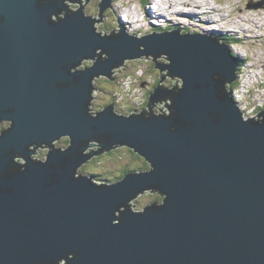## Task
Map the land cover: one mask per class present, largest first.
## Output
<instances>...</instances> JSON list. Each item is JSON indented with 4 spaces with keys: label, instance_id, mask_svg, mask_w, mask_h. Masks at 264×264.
Instances as JSON below:
<instances>
[{
    "label": "water",
    "instance_id": "obj_1",
    "mask_svg": "<svg viewBox=\"0 0 264 264\" xmlns=\"http://www.w3.org/2000/svg\"><path fill=\"white\" fill-rule=\"evenodd\" d=\"M90 1L74 3L80 14L60 11L49 22L63 0H0V124L9 123L0 133V264H52L69 252L77 256L67 264H264V109L254 116L258 124L241 122L225 97L233 93L237 59L216 37H181L179 29L140 40L123 31L100 38L92 20L104 22L112 7L100 0L93 17L84 12ZM141 44L168 53L170 75L185 80L180 91L166 80L162 88L161 66L152 62L159 80L146 108L177 89L176 119L116 117L114 103L91 118L90 79L143 54ZM97 47L109 53L107 61L69 74ZM93 128L104 148L82 156L80 142ZM64 134L70 137L34 147L26 160L28 144ZM71 143L68 152H55ZM120 147L149 168L107 187L73 178L76 168L87 176L82 166ZM146 193L163 199L131 213V202Z\"/></svg>",
    "mask_w": 264,
    "mask_h": 264
},
{
    "label": "clouds",
    "instance_id": "obj_2",
    "mask_svg": "<svg viewBox=\"0 0 264 264\" xmlns=\"http://www.w3.org/2000/svg\"><path fill=\"white\" fill-rule=\"evenodd\" d=\"M49 0H38V4H47ZM53 3L57 2V0H52ZM77 0H63V7H61L58 11L50 15V20L55 21L56 20V14L60 11L65 12H72L75 14H80L75 7H73V4L76 3ZM80 3H83V0H79ZM104 2V0H103ZM262 0H253V3H261ZM108 4L112 7L113 11L115 12L116 16L120 19V24L117 25L115 23V20L112 21L113 27L109 30L102 31L98 27V24L101 23L99 18H97L95 21H93L91 27L93 30V33L98 35L100 38H113L118 37L121 32L123 31L124 35H126L129 38H133L136 40H140L146 37H149V33L153 32V25H157V21L154 17L156 16H167L169 19H175V17L172 15L173 13L177 11H199L201 13H208V17L210 19L216 20L218 24L224 23L223 21H220L219 13H212V8H224L225 5H220L216 3V0H149V3L147 5V9L149 14H146L145 6L140 4L138 0H108ZM199 6V7H197ZM254 19L264 18V12H260L259 14L253 13L249 14ZM161 29L167 27L166 23H160L157 25ZM173 30V29H170ZM170 30H164V31H170ZM178 33L181 37L185 36L183 34V31L175 32ZM165 34L163 32L156 33L155 35H161ZM201 34V33H200ZM258 35L261 36L262 41H264V28H262L258 33ZM235 47V46H233ZM138 50L140 53H143L141 55H138L136 57H124L122 58V61L111 67L109 70V74L100 73L97 75H94L90 81V100L86 106L87 114L95 119L98 117L99 114L102 112H97L94 109V105L97 103V97L102 96L103 93L99 91L96 87H94V84L96 81L103 80L106 77H111L116 79L117 84L120 86L119 90L114 93L116 97V104H133L136 106H142L146 102V97L144 95V88L148 87V84L143 85V88L139 85V82L137 81V86L135 88L132 87L133 83V76L135 77H144L145 71L148 67L152 64L153 61L156 62V66L160 65L161 67H157L161 70L160 72V78H161V87L163 88V82L165 80H170L173 77H175L179 81V91L184 88L185 86V80L179 76V75H170V65L172 63L168 53L161 52L159 55H155L151 52H147L145 49V46L143 44L138 46ZM109 59V53L107 51H104L103 49L97 47L94 50V55L92 57H83L80 59L78 63L73 64L71 67L68 68L69 74H75L78 72H83L88 69H92L97 62H105ZM163 61V62H161ZM240 64V63H239ZM238 64V71L239 66ZM83 68V71H80L79 69ZM73 69H77L75 72H73ZM238 76V73H237ZM163 78V79H162ZM149 80V83H151V77H147ZM157 83V80H156ZM261 83L264 84V77H262ZM232 90L231 88H229ZM236 89V88H235ZM234 90V89H233ZM232 90V92H233ZM177 89L169 90V92L172 93V95H167L163 97L162 99L157 100L156 102H151L146 109L143 111H135L129 112V113H123L120 111H115L112 113L116 117L128 119L131 117H141L143 114V118L145 120L155 117V118H172L176 119L174 115V94L179 92ZM239 90L236 92H233L231 96H225L227 97L228 101L233 105L235 110L239 113V117L241 122H252L253 124L256 123V118L252 116L247 108V106H242L237 101L241 99V97L237 94ZM247 91V90H246ZM261 91H264V88L261 89ZM224 97V98H225ZM223 98V99H224ZM255 98V97H254ZM167 105V106H165ZM259 106L264 107V101L260 103ZM132 107V106H131ZM263 110V109H262ZM12 121V120H9ZM13 127V126H12ZM170 131H175V128H171ZM62 137H70L69 134L61 135L58 138H54L51 140V142H40V143H31L27 145V152L29 153L28 158H25V155L23 157L28 161H32V158L35 156V153L33 152V148L38 145H53L55 144L60 138ZM104 137L99 136L95 132V128H93V136L91 139L82 140L80 142V148H81V155L86 156L84 154L88 152L96 153L100 148H104ZM72 143L70 146H67L66 148H61L59 151H55L57 153L63 154L69 151L71 148ZM13 151V150H10ZM37 151L39 149L37 148ZM20 153V152H16ZM16 153L12 155V165L13 167L15 165V157ZM49 160V157L47 158L46 162L40 163V164H47ZM51 167H54V164L51 165ZM2 175V174H0ZM81 177L89 178L90 183L92 185H95L97 187L100 186L98 183L101 178L95 177L92 178L91 176H80L78 175L77 168L75 169L73 173L74 179H79ZM105 187L111 186L107 183L104 185ZM147 189V188H145ZM132 197V196H131ZM131 197L129 199H131ZM128 199V200H129ZM126 200L124 203H127ZM163 205V204H162ZM160 205V206H162ZM159 206V207H160ZM117 208V206H116ZM116 208L113 211V215L115 216ZM146 209H131L129 210L133 214H143ZM122 219V218H121ZM120 223V221H117L116 219L112 221L113 225H116ZM77 256L76 252H69L66 257H61L58 260H55L52 262V264H67V261H70L74 259ZM32 264H41L40 261L34 260L32 261Z\"/></svg>",
    "mask_w": 264,
    "mask_h": 264
},
{
    "label": "rangeland",
    "instance_id": "obj_3",
    "mask_svg": "<svg viewBox=\"0 0 264 264\" xmlns=\"http://www.w3.org/2000/svg\"><path fill=\"white\" fill-rule=\"evenodd\" d=\"M86 1V0H84ZM100 0H91L88 4L84 7V12L86 15H91L93 17H97L99 13L98 5ZM226 0H216L217 4L225 5L226 7L222 8L226 10V15L223 19L224 21L227 20L228 22L232 20V23L229 22V26H224L223 24L218 25H212L214 28H218L220 30V33H217V30L212 32H203L201 29H199L197 26L198 23L192 24V20H186L183 14L185 11H179L181 12V15H176V12L172 15L175 17V19H172V21L167 17H161L159 16L154 17L157 21V25L160 23H166L167 27L161 29L157 25H153V31L157 32H164V30L169 29H179L182 30L184 33H201L202 35H213L214 32L217 34L213 35L218 40H220L223 43L227 44V47L229 49V52L231 55L235 58L239 59V62L242 64L240 67L238 73V76L236 78L235 82H238V87L230 85L229 87L233 90V92L238 91V95L241 97L240 103L242 106H247L250 114L254 116L256 113H259L264 107L259 106L262 101H264V91H261L262 88H264V84L261 85L262 77H264V41H262V38L257 33L264 28V18H259L262 20L261 24L259 19H254L251 16H249V13H256L259 14L260 12H264V10H255V9H261L264 8V0H262L261 3H253V0H228L229 4H225ZM138 2L145 6L146 14H149L147 5L144 4V0H138ZM226 2V3H228ZM251 5V7L249 6ZM73 7H75L77 10L79 8L78 4H73ZM220 9V8H219ZM193 13H197V11H193ZM199 13V12H198ZM242 13L245 19H250L249 21L252 22V24H256L254 28H251V25L248 24L249 21L242 20ZM224 16V15H223ZM99 17V16H98ZM97 17V18H98ZM206 17L204 16L202 19V22L206 24ZM100 18V17H99ZM252 18V19H251ZM159 19H165V20H159ZM219 19H221V16H219ZM115 20V23L119 25L120 19L118 16H116L113 9H109L104 14V22L101 24H98V27L102 31L109 30L113 27L112 21ZM183 22V23H182ZM182 23V24H180ZM228 24V23H227ZM211 26V25H209ZM197 27V28H196ZM248 28L246 35H241V28ZM167 28V29H166ZM210 28V27H209ZM242 28V29H243ZM230 29V33L228 30ZM226 30V31H224ZM229 35L230 37H222V34ZM235 35V36H233ZM242 37V43L246 44H238L237 40H234L233 38L236 37ZM252 42H249L253 40ZM235 46V47H233ZM242 55V56H241ZM242 57L243 60L240 59ZM163 62V61H161ZM263 68V69H262ZM83 69V68H80ZM258 72V73H257ZM159 71H156L153 67V63L150 65V67L147 68L145 71L144 77H139L138 79L133 80L132 87L135 88L137 86V81L139 82V85L143 88V85L148 84L147 88H144V95L146 97V101L149 100L150 93L154 90V87L156 85V80L158 79ZM151 77V83H149V80L147 77ZM116 81V80H115ZM109 81L106 79L103 80H97L94 86L101 88H107L110 91L113 92V88L118 91L119 85L117 82L115 84H109ZM158 83V82H157ZM165 86H173V85H179V81L175 79L173 80H166V83H164ZM171 84V85H170ZM236 88V89H235ZM247 90V91H246ZM115 91V92H116ZM103 95L97 97V103L94 105V109L96 111H102L108 104L113 103L115 99L112 98L107 99L104 96V92L102 91ZM255 97V98H254ZM239 103V101H237ZM239 103V104H240ZM116 111H120L123 113H129L131 111V105L130 104H117V108H115ZM9 123H3L0 124V133L2 130L6 129L8 127ZM112 154L110 155H101V158L99 161L95 162V159H91L88 163H86L84 166H82L79 171L80 173L91 176L93 178L99 177L101 180L98 181L100 184H111L113 182H116L115 180H118L123 175V172L126 170H137L140 171V167L143 165V163H147L143 158L138 156L136 153L131 151L130 149L126 147H120L115 149ZM148 165V164H147ZM161 199H163L159 194L157 193H146L135 199L134 205L136 210L143 209L145 206L154 204L156 202L161 203ZM161 200V201H160ZM132 202V203H133Z\"/></svg>",
    "mask_w": 264,
    "mask_h": 264
},
{
    "label": "bare ground",
    "instance_id": "obj_4",
    "mask_svg": "<svg viewBox=\"0 0 264 264\" xmlns=\"http://www.w3.org/2000/svg\"><path fill=\"white\" fill-rule=\"evenodd\" d=\"M226 2H228V0H226L225 1V4H229V5H232L231 3H226ZM197 7H199V6H197ZM255 10H264V8H261V9H255ZM199 11H197V13H193V11H185V13L183 12V14L182 15H184V17H185V21L186 20H192V24H194V23H198V25H194V26H197L199 29H201L203 32H212V31H216L217 30V33H220V30L218 29V28H214L212 25H215V24H217L218 22L216 21V20H213V19H210V18H207L208 17V13H201V12H199ZM211 12L212 13H219L220 14V16H221V19H220V21H223L224 23H222L224 26H229L230 24H229V22H231L232 23V20L231 21H227V20H225L224 21V17L225 16H227L226 15V10L225 9H222V8H220V9H218V8H212L211 9ZM249 14H253V13H249ZM176 15H178V16H180L181 15V12H179V11H177L176 12ZM224 15V16H223ZM204 16H207L206 17V24L204 23V22H202V19H200V18H203ZM250 16V15H249ZM167 18V16H159L158 18ZM228 17V16H227ZM252 19V18H251ZM159 20H165V19H159ZM171 21H172V19H170ZM242 20H247V21H249L250 19H245L244 18V16H243V13H242ZM260 20V23L259 24H261V22H262V20L261 19H259ZM165 21H169V20H165ZM170 22V21H169ZM183 23V22H182ZM182 23H180V24H182ZM228 23V24H227ZM248 24H250L251 25V28H254V26L256 25V24H252V22H248ZM209 25H211V26H209ZM218 25H220V24H218ZM196 27V28H197ZM210 27V28H209ZM243 28V27H242ZM241 28V35L242 36H244V35H246V37H247V34H245L246 33V31H247V29L248 28H243L242 29ZM224 31H226V30H224ZM228 32L230 33V29L228 30ZM216 32H214L213 33V35H215V34H217ZM213 35H210L209 34V36H213ZM233 36H235V35H233ZM213 37H215V36H213ZM222 37L223 38H225V37H230L229 35H226V34H222ZM234 40H237V43L238 44H241V45H243V44H246V43H248V42H246V43H242L241 41H242V37H238L237 35H236V37L235 38H233ZM252 41H254V39L253 40H251V41H249V42H252ZM242 56V55H241ZM240 57V56H239ZM237 59V62H238V64L240 63L239 62V59L238 58H236ZM240 59L241 60H243L242 59V57H240ZM263 69V68H262ZM258 73V72H257ZM261 82V81H260ZM171 85V84H170ZM261 85H262V83H261ZM239 86V85H238ZM237 86V87H238ZM97 89H99V90H101V92L103 91L102 89H100V88H98L97 87ZM104 92V91H103ZM109 94V93H108ZM111 95V94H110ZM112 96H113V99H115L116 97H115V95L114 94H112ZM113 103H114V105H115V108H117V104H116V102H115V100L113 101ZM147 103H148V101H146L142 106H136V105H133V104H130L132 107H131V110L133 111V112H135V111H142L144 108H146V106H147ZM239 103H240V100H239ZM240 105H241V103H240ZM255 116V115H254ZM97 158V157H96ZM118 180H120V179H118ZM118 180H116V181H118ZM114 183V182H113ZM113 183H111V184H113ZM140 197V196H139ZM131 204H132V202H131ZM133 207L135 208V205H134V202H133Z\"/></svg>",
    "mask_w": 264,
    "mask_h": 264
},
{
    "label": "trees",
    "instance_id": "obj_5",
    "mask_svg": "<svg viewBox=\"0 0 264 264\" xmlns=\"http://www.w3.org/2000/svg\"><path fill=\"white\" fill-rule=\"evenodd\" d=\"M148 3H149V0H144V4L145 5H148ZM239 66L241 67L242 66V64L240 63L239 64ZM240 69V68H239ZM157 82H158V80H157ZM156 85H157V83H156ZM238 85V82H235L234 84H233V86H237ZM156 87V86H155ZM154 87V88H155ZM231 87V86H230ZM233 89V88H232ZM109 94H111L112 95V92L110 91L109 92ZM114 151H116V150H113V151H111V152H109V153H106V154H103V155H110V154H112ZM102 155V156H103ZM101 158V156L100 157H97V158H94L95 159V162H97V161H99V159ZM149 168V165H147V163H143V165L139 168L140 169V171H145V170H147ZM131 171H136V170H126L125 172H124V174L123 175H125L127 172H131ZM122 175V176H123ZM122 176H121V178H122ZM121 178H119V179H121ZM162 200V199H161ZM160 200V201H161ZM156 203H158V202H156Z\"/></svg>",
    "mask_w": 264,
    "mask_h": 264
},
{
    "label": "flooded vegetation",
    "instance_id": "obj_6",
    "mask_svg": "<svg viewBox=\"0 0 264 264\" xmlns=\"http://www.w3.org/2000/svg\"><path fill=\"white\" fill-rule=\"evenodd\" d=\"M116 82H117V81H114V82H110V81H109L108 83H109V84H115ZM98 88H99V87H98ZM101 89L104 91V96H105V98H106V97H107V99L112 98V95L108 94V93L110 92L109 89H107V88H101ZM115 91H116V90L113 88V92L111 91L112 94H114ZM127 173H129V172H127ZM127 173H126V174H127ZM123 174H124V172H123ZM126 174H125V175H126ZM125 175H123L122 178H123ZM115 181H116V180H115Z\"/></svg>",
    "mask_w": 264,
    "mask_h": 264
},
{
    "label": "built area",
    "instance_id": "obj_7",
    "mask_svg": "<svg viewBox=\"0 0 264 264\" xmlns=\"http://www.w3.org/2000/svg\"><path fill=\"white\" fill-rule=\"evenodd\" d=\"M139 77H135V76H133V80H135L136 81V79H138Z\"/></svg>",
    "mask_w": 264,
    "mask_h": 264
}]
</instances>
